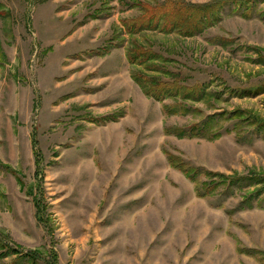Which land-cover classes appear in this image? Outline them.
<instances>
[{"label":"rangeland","instance_id":"1","mask_svg":"<svg viewBox=\"0 0 264 264\" xmlns=\"http://www.w3.org/2000/svg\"><path fill=\"white\" fill-rule=\"evenodd\" d=\"M163 1L0 0V236L37 253L23 264H264V194L243 203L264 131L233 117L264 118V0H227L191 36L127 31ZM133 44L202 95L166 114L176 97L133 79ZM207 116L217 137L174 130Z\"/></svg>","mask_w":264,"mask_h":264},{"label":"trees","instance_id":"2","mask_svg":"<svg viewBox=\"0 0 264 264\" xmlns=\"http://www.w3.org/2000/svg\"><path fill=\"white\" fill-rule=\"evenodd\" d=\"M227 0H214L202 5H189L180 0H164L162 3L155 5L142 4L141 14L135 18L126 19L123 21L127 31L130 34H136L147 30H160L166 34L173 32L180 33L184 36H191L202 30L207 24L211 23L213 19L218 17V13ZM6 12L0 11V17H3ZM129 62L133 66H142L143 69L135 70L133 79L144 89L147 96L156 100H161L163 97H176L174 104L164 105V112L166 114L175 113L185 109L186 100L189 97L201 96L203 91L201 88H189L181 85L177 79L171 81H164L154 76L155 72H159L163 68L156 64L158 55L153 53L150 49L144 48L140 45H132L127 51ZM146 71H145V70ZM233 117L243 119L253 125L257 132L264 131V118L254 117L244 114L242 111H237ZM218 120V119H217ZM214 116H207L202 120L201 124L190 126L189 128H175V132L179 136L192 137L207 135L217 137L218 132L213 130V124L217 122ZM169 160L174 164L172 156ZM1 165V162H0ZM6 170H10L8 166H3ZM185 173L193 180L197 171L190 168V166H183ZM37 176L40 175V170H37ZM252 178H235L229 177L227 180H221L223 183H238L243 184L244 181L250 182ZM263 185L255 188L248 197L243 200L244 204L251 206V199L255 196L264 194V179ZM250 185V184H249ZM210 187V186H209ZM31 189V188H30ZM33 191L30 190V194ZM35 200H36V196ZM38 201V200H36ZM38 206V203H37ZM0 256H14V258L6 264H23L24 262H34L37 259V253H24L19 249L13 248L0 236Z\"/></svg>","mask_w":264,"mask_h":264}]
</instances>
